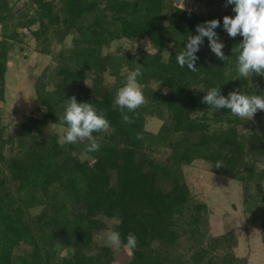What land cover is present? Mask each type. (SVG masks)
<instances>
[{"label": "trees", "instance_id": "1", "mask_svg": "<svg viewBox=\"0 0 264 264\" xmlns=\"http://www.w3.org/2000/svg\"><path fill=\"white\" fill-rule=\"evenodd\" d=\"M192 1L197 9L174 0H27L32 13L23 20L0 0V101L20 25L37 24L29 32L45 55L50 39L64 45L71 34L68 47L51 56L50 90L36 92L43 114L26 115L13 132L0 106V264H110L113 250L93 239L103 218L114 220L123 244L129 233L137 237L121 264H247L233 250V227L209 234L208 206L183 173L195 160L238 183L241 213L248 227L260 229L264 254V110L246 120L202 102L217 85L225 97L233 90L260 95L264 76L238 77L232 49L243 37L223 28V17L236 15L234 5ZM213 19L228 59L217 58L204 37L197 71L180 67L176 55L198 35L197 25ZM137 67L147 103L135 113L125 109L134 120L125 123L114 101ZM72 96L110 123L108 132L93 133L99 151L85 155L86 140L61 146L62 133L47 128L66 127ZM151 118L154 130L145 128Z\"/></svg>", "mask_w": 264, "mask_h": 264}, {"label": "rangeland", "instance_id": "2", "mask_svg": "<svg viewBox=\"0 0 264 264\" xmlns=\"http://www.w3.org/2000/svg\"><path fill=\"white\" fill-rule=\"evenodd\" d=\"M8 2V6L12 10L11 17L14 19L21 16L24 20L32 13L27 0H8ZM174 2L185 9H197V4L192 0H174ZM36 26L37 24L34 23L29 28L21 25L18 27L19 35L9 51L6 63L4 99L0 101V106L2 105L4 110L7 128L13 132L26 115L37 114L40 116L43 114V108L41 111H36V92L41 87L44 90H50L53 78H49V74L52 70L51 65L55 61V58L52 59L51 56L61 46L68 47L71 36V34L65 36L64 45L53 46L55 43H52L53 40L50 39L48 42L51 49H48L49 54H41L36 51L38 43L29 32ZM41 45L43 44L41 43ZM88 82L89 80L86 79L87 84ZM157 124L156 119L145 120V128L149 130L156 129ZM48 127L55 128V131L59 133L63 128V126H57L53 123H49ZM183 173L191 193L196 199L204 201L208 206L209 234L216 235L225 228L233 227L236 234V245L233 250L236 255L244 257L247 264H264L260 229L248 227L245 223L246 218L241 213L238 183L233 179L211 172L208 165L201 160H195L189 166L184 167ZM102 221L104 228L97 230L93 239L96 245L107 246L106 233L113 230L114 220L103 218ZM59 250L60 253L64 252L61 248L58 249V252ZM128 256V251L122 246L119 251L113 250L110 264H121Z\"/></svg>", "mask_w": 264, "mask_h": 264}, {"label": "clouds", "instance_id": "3", "mask_svg": "<svg viewBox=\"0 0 264 264\" xmlns=\"http://www.w3.org/2000/svg\"><path fill=\"white\" fill-rule=\"evenodd\" d=\"M227 4L234 5L233 11L236 15L234 18L224 16L223 28L232 38L237 35L243 37L242 42L232 49L233 55L237 56L238 77L264 76V0H227ZM219 25L220 21L213 19L196 26L198 35L190 36L183 50L176 55L180 67L187 66L190 71H197L195 64L198 56L196 53L203 44L204 37L208 38L209 47L217 58L225 61L228 59L222 51L225 45L219 41L214 31ZM168 57L170 53L165 51V60ZM141 75L139 67L128 72L125 84L117 90L114 103L120 108L125 123L134 122L127 113H135L139 107L147 103L142 87L137 82V77ZM206 93L202 98L203 103L215 110L230 109L233 116L241 119L251 120L258 110H264V92L256 95L233 90L225 97L221 95L219 85H217ZM62 123L66 127L61 129L62 134L59 136L58 143L64 146L86 140L88 143L83 149L85 155L99 151L100 145L93 133L110 130V123L103 112L98 113L90 103H77L75 96L66 101ZM229 126L227 123L223 125L225 129ZM140 138L142 137L137 135V139ZM220 166L222 165L217 163L216 167ZM106 243L115 251H119L122 246L135 249L137 237L129 233L126 237V244H123L120 233L109 230L106 233Z\"/></svg>", "mask_w": 264, "mask_h": 264}]
</instances>
